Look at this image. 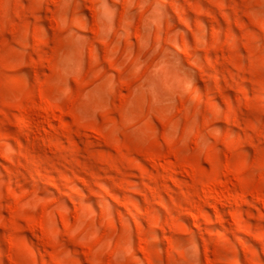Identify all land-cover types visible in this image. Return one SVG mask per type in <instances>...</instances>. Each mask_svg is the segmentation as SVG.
<instances>
[{"label":"rangeland","instance_id":"rangeland-1","mask_svg":"<svg viewBox=\"0 0 264 264\" xmlns=\"http://www.w3.org/2000/svg\"><path fill=\"white\" fill-rule=\"evenodd\" d=\"M0 264H264V0H0Z\"/></svg>","mask_w":264,"mask_h":264},{"label":"bare ground","instance_id":"bare-ground-1","mask_svg":"<svg viewBox=\"0 0 264 264\" xmlns=\"http://www.w3.org/2000/svg\"><path fill=\"white\" fill-rule=\"evenodd\" d=\"M183 51V50H182ZM181 52V51H180Z\"/></svg>","mask_w":264,"mask_h":264}]
</instances>
